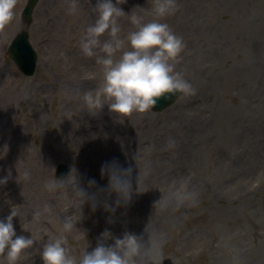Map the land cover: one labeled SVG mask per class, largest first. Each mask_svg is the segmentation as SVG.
I'll list each match as a JSON object with an SVG mask.
<instances>
[{
  "label": "rangeland",
  "instance_id": "374dc122",
  "mask_svg": "<svg viewBox=\"0 0 264 264\" xmlns=\"http://www.w3.org/2000/svg\"><path fill=\"white\" fill-rule=\"evenodd\" d=\"M25 1L17 0L16 15L0 27V176L12 172L0 185V219L15 205L16 234L35 241L16 264H43L39 249L60 233L62 218L71 214L79 220L73 199L45 187L60 163L69 165L72 177L76 169L85 186L94 178L90 191L98 193L95 209L85 203L77 228L65 233L74 255L94 247L107 228L115 235H148L159 250L157 264H264V46L257 43L264 45V10L257 0H177L176 11L159 19L183 38L174 63L196 91L179 96L162 112L118 115L107 105L89 110L82 97L103 78L95 56L79 47L86 26L94 22L96 0H78L76 13L68 12L72 0L39 1L29 27L39 55L33 77L21 73L7 55L9 41L22 26ZM121 2L125 12L145 21L157 18L153 0ZM118 23L121 38L137 27L128 14ZM108 38L107 32L100 37ZM248 61L254 65L251 73L243 71ZM78 86L81 95L71 101L69 90ZM255 153L259 159L252 170L243 169ZM112 160L133 168L134 187L138 170L175 166L182 175L139 184L140 192L113 212L104 201L114 203L115 194L107 193L108 178L100 171ZM25 168L30 178L17 179ZM258 179L261 185L249 189ZM173 183L183 201L176 212L160 193ZM158 200L162 203L155 205ZM45 204L49 210L33 220L32 213ZM175 213L153 227L158 215Z\"/></svg>",
  "mask_w": 264,
  "mask_h": 264
},
{
  "label": "clouds",
  "instance_id": "9594fccd",
  "mask_svg": "<svg viewBox=\"0 0 264 264\" xmlns=\"http://www.w3.org/2000/svg\"><path fill=\"white\" fill-rule=\"evenodd\" d=\"M88 2L90 4V0ZM121 3V0H96L92 6L96 14L94 22L86 26L79 41L82 53L95 56L96 63L103 69V78L98 86L82 93L87 109L101 110L107 105L116 115L144 112L153 110L158 100L167 95L193 94L196 89L182 71L176 70L174 63L184 48L183 38L159 19L176 11L177 0H153L152 11L157 18L147 21L137 13L125 12ZM16 4L17 0H0V27L14 18ZM77 11L78 0H72L68 12ZM125 14L129 15L137 27L121 38L118 17ZM106 32L109 38L101 40L100 37ZM71 171L63 177L54 175L46 182L45 187L49 191L63 192L73 199L79 208L80 220L85 203L90 204L93 209L97 206L98 193L90 191L96 181L89 178L85 186L77 170L75 169L74 177L71 176ZM100 171L102 176L106 175L108 178L107 193L115 194L114 203L104 201L106 210L114 212L119 205L131 201L133 192H140L139 170L135 187L131 166L124 167L112 160L102 164ZM11 175L9 169L6 175L0 176V185L5 184ZM21 175L29 179L31 172L25 168L22 173L18 172L17 179ZM49 208L45 204L43 209H37L32 213V219H40L43 211ZM16 216L14 205L7 217L0 219V254L3 257L0 264H5V261L7 264H16L25 250L35 243L32 235L16 234L13 225V218ZM78 221H74L71 214L62 218L60 233L46 239L39 249L43 264H157L159 250L151 238L133 231L115 235L106 228L99 234L94 247L89 250L88 245L79 255L72 254L65 233L77 228Z\"/></svg>",
  "mask_w": 264,
  "mask_h": 264
},
{
  "label": "bare ground",
  "instance_id": "6f19581e",
  "mask_svg": "<svg viewBox=\"0 0 264 264\" xmlns=\"http://www.w3.org/2000/svg\"><path fill=\"white\" fill-rule=\"evenodd\" d=\"M60 1V0H59ZM257 3H259V5H263L264 3V0H258ZM191 14H193V12L191 11ZM178 23V22H176ZM257 43L258 45L260 46V48L263 49V42L261 40H257ZM264 50V49H263ZM88 61H92V60H87ZM96 63V61L94 62ZM264 66V63L262 64ZM254 65L252 64V62H249L248 61V64H247V68L246 67H243V71L247 72V73H251L252 72V69H253ZM79 95H81V90H80V87L78 86L76 89H70L69 90V98L71 101H73L75 98H77ZM262 154L264 155V149L262 150ZM250 155V154H249ZM239 157V156H238ZM259 159V155H257L256 153L254 154L253 158L246 162V164L242 167L243 169H246V170H252V165H255V163L257 162V160ZM141 170V169H140ZM171 176L170 180H175V178H178L179 175H182L181 172L179 170H176L175 166H168V168H166L165 170H162V171H147V174L144 173H140V177H139V184L142 185L144 182H148L150 180H154L156 181V177H160V178H166L168 176ZM137 176V175H136ZM135 181H136V177H135ZM153 186L152 187H155V183L152 184ZM176 193V190L175 191H172L171 194L174 196ZM120 206V205H119ZM172 210H173V206H171ZM176 208H181V206H175L174 208V211L176 212ZM24 209V206L23 208ZM156 211V210H155ZM177 216V214H173L171 216L168 217L167 216H157L158 218L157 219H153L152 220V224H153V227H156L157 225L159 224H165L167 222H169L171 219L175 218ZM36 221H34L35 223Z\"/></svg>",
  "mask_w": 264,
  "mask_h": 264
},
{
  "label": "water",
  "instance_id": "95a60500",
  "mask_svg": "<svg viewBox=\"0 0 264 264\" xmlns=\"http://www.w3.org/2000/svg\"><path fill=\"white\" fill-rule=\"evenodd\" d=\"M34 3L35 0H31L28 5V8L26 10L27 12L26 14L28 18H29L28 12L31 10ZM27 37H28L27 33L23 31L22 34H20L18 38L14 41V44L12 45V49L15 57L17 58L22 68L27 73H32L35 66V53L31 49ZM23 65L26 67H24ZM176 96H177L176 94H171V95H167L166 97L160 98L157 104L153 106V108L155 107V109H161L165 107L167 104L172 102ZM59 171H61V167L59 168Z\"/></svg>",
  "mask_w": 264,
  "mask_h": 264
}]
</instances>
